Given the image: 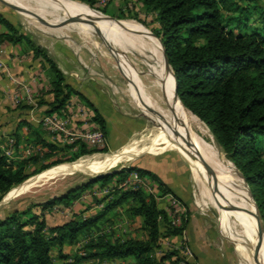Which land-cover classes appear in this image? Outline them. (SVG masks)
Here are the masks:
<instances>
[{"label": "trees", "instance_id": "trees-1", "mask_svg": "<svg viewBox=\"0 0 264 264\" xmlns=\"http://www.w3.org/2000/svg\"><path fill=\"white\" fill-rule=\"evenodd\" d=\"M95 1L89 0L88 4L93 6ZM138 1L157 14L160 27L153 33L160 39L175 76L180 105L210 130L216 146L241 173L264 226V150L257 145L258 137L264 136V8L254 0ZM0 24L8 29L7 33L0 34V38L13 43L24 40L33 50L34 57L41 56L49 64L52 73L49 87L39 93L40 98L47 96L52 101L45 104L46 100H39L38 104L47 105L46 114L60 113L75 90L47 53L25 35L17 34L1 14ZM88 104L94 111L92 121L105 132L104 118L93 104L89 101ZM20 124L27 126L26 142L37 144L39 150L10 160L0 147V201L12 187L29 176L64 162L61 158L51 159L63 148L44 138L46 133L40 124L33 125L25 120ZM67 146L76 147L67 161H74L85 154L107 152V148L89 149L79 140ZM32 165L38 167L27 172ZM131 172L155 179L158 182L157 194L145 193L139 188L122 190L115 186L107 194L112 198L102 211L83 217L76 214L62 224H47L46 209L55 204L69 207L78 199L82 189L96 183L104 186L114 178L119 183ZM167 192L170 190L154 173L132 167L94 177L81 188L44 202L40 213H34L32 208L13 210L0 218V264H55L51 252L56 246L57 258L63 264H80L85 259L94 258L127 257L134 258L135 264H163L166 260L177 264L178 253L175 250L156 256L161 238L182 234L188 221L186 213V218L181 216L179 224H173L167 212L158 207L157 197ZM104 199L106 197L97 203ZM123 203L129 205L131 216L142 217L146 238L110 241L104 233L93 238L87 235L91 228L92 232L99 230L98 221ZM82 234L88 237L84 255L71 258L62 252L66 242L74 244ZM173 257L175 261L171 260Z\"/></svg>", "mask_w": 264, "mask_h": 264}, {"label": "rangeland", "instance_id": "rangeland-1", "mask_svg": "<svg viewBox=\"0 0 264 264\" xmlns=\"http://www.w3.org/2000/svg\"><path fill=\"white\" fill-rule=\"evenodd\" d=\"M26 1H29L28 3L33 5L34 0ZM88 1L37 0V3H40L41 6V16L46 21L54 24H63L73 17H77V20H87L95 23L102 28H106V24L110 22H124L125 24L119 28H127L123 30L124 33L120 34V42L122 47L126 48L123 55L124 58L133 64V67H130L126 61L122 60V63L129 69L130 85L136 93L144 95L150 107L155 110L153 115H158V124L166 128L168 133L176 135L178 133V124L175 110L165 102L161 93L164 80L167 76L163 64V57L154 49L150 38L143 30V28L146 29L152 35L154 30L159 29L160 25L156 12L147 10L138 0H96L93 6H90ZM254 1L260 7L264 8V0ZM254 1L249 2L253 3ZM10 2L15 4L13 0H10ZM100 10H104L107 14L102 13ZM0 14L12 24L17 34L25 35L34 45L45 50L47 55L63 73L66 82L76 92L67 100L66 107L60 113H54L52 115L58 120L65 122L63 126L65 131H51V129L46 128L42 124L43 118L49 116V114H42L41 108H43L44 104H38V102L39 100H45V98H40V94L34 98L33 96L28 97L27 94L23 97L22 95H15L10 96L7 100L0 101V147L8 145L12 141L14 145L12 147L11 157L9 158L10 160L29 156L34 151L39 150L37 144L26 142L27 135L24 134L25 129L23 133L20 131L17 134L14 133V126L22 122V120L26 122L31 121L36 125L40 124L46 133L44 134V138L47 136L45 139L48 142L55 144L58 148H63V150L55 153L51 159L61 158L64 160L62 163L53 165L37 174L29 176L21 184L12 187L0 202V218L13 210H23L25 208H32L34 213H40L41 204L81 188L94 177L108 174V172L112 171L117 172L123 169L137 167L155 172L157 176L160 174L159 176L164 180L175 183L178 189H181L186 196L190 197L189 203L184 197L182 200L179 199L181 205L184 207V213L186 212L188 214L192 210L195 211L193 204H196L207 210V213L218 224V217H222L226 211H229L228 219L235 232L238 233L237 236L233 237V240L238 245L241 241L240 235L244 233L245 223V215L242 214L243 210L240 208V201L236 197L230 196L224 190L220 179L202 173L206 180L213 182L223 193L216 194L206 188L200 175L194 169H191L184 154L178 148L174 147H179V145H172V142H169L167 139L162 142L158 141L147 144L143 148V151H136L130 156L121 155L126 153V151L135 150L139 145L146 143L149 137L151 138L157 130L147 121L148 116L145 114L146 110L140 109L138 105L136 107L134 102L131 101L132 99L130 100L132 97L127 93V78L122 71L123 69L118 66L114 57L107 50L104 42H102L96 32L87 29V25L76 24L67 31V37H63L56 33V31H51L46 25L26 18L22 13L1 2ZM103 14L112 18H108ZM119 16H123V18L120 19L118 18ZM69 23L74 22L70 21ZM1 26L4 30L8 31L4 25L1 24ZM256 26H259V23H256ZM152 36L161 46L160 41L154 35ZM131 41L134 43L130 45ZM40 58L47 66V73L44 78L48 80L49 85L52 73L49 69V64L41 56ZM137 76L140 78L142 84L135 82L134 78ZM149 97L152 100H149ZM141 100L146 104L143 98ZM51 101L52 98L49 101H45V104ZM88 101L97 108L100 115L104 118L106 125L105 132L96 122L92 125L94 111L92 106L88 104ZM184 118L186 127H189L204 145L219 151L228 163L233 166L226 155L216 146L210 130L200 120L188 113L185 109ZM22 127L27 128L26 125L22 124L19 130ZM93 130H100L103 133L102 141L94 143L92 140L84 137V134L92 133ZM70 132L76 134L72 136L69 134ZM74 140L85 143L89 149L107 148V152L85 154L74 161H67L66 159L71 156V152L76 150V147L69 148L67 146ZM257 140V145L261 150H264V136H259ZM14 141H16V144ZM168 146L169 148H166ZM112 152L116 154V158L105 157ZM138 153L139 155H137ZM81 158L84 159L83 162L75 166V168L68 169L59 175L53 174L39 178L30 188L23 189L28 183L37 179V176L39 177L45 173L59 171L61 168L67 167L79 161ZM195 162L199 167L206 170L197 161ZM37 167L38 165L30 166L27 172H31ZM134 173L136 172H131L129 176L134 177ZM221 173L230 177L232 181H235L234 183L240 192V200L246 203L241 181L236 177L234 178V174L230 172L222 170ZM116 184V179L114 178L112 182L104 186L96 183V185L82 189L79 192L78 199L74 201H77L76 210L79 212L78 215L82 217L91 216L92 204L95 205L97 200H100L106 194L107 190H104L105 188L111 192V188H115ZM164 185L167 187L166 183ZM59 208L61 207L55 204L51 209L49 208L44 211V214L53 216L52 219L48 217L49 224H61L60 222L63 218ZM84 210H88L89 213L83 215ZM94 210L97 209L94 208ZM97 212L100 211L97 210ZM121 214L128 216L129 213L127 209H123L119 215ZM108 220L111 219L108 218ZM110 222H105L106 228H110L109 232L107 231L106 233L109 237L114 238V235L116 236L120 233L118 231L119 227L114 228L115 222ZM259 229V240L264 247V226L262 222ZM87 235L92 237V228ZM87 235H80L78 241L74 244L66 242L62 246V252L71 258L75 255H84V246L88 238ZM253 238L255 262L256 264H264V250L256 246L258 242V229L254 230L253 228ZM184 245L190 249L188 242H185L183 239L182 241L177 239L168 241L165 237H162L160 248L156 250V256L160 257L170 250H175L178 253L177 264H186V258L189 254L184 248H181ZM51 253L54 257L55 264H63L57 258V246L52 249ZM171 260L175 261L176 258L173 257ZM165 263L172 264L168 260L163 264ZM80 264L99 263H93L92 259H85ZM115 264L132 263L124 262Z\"/></svg>", "mask_w": 264, "mask_h": 264}, {"label": "crops", "instance_id": "crops-1", "mask_svg": "<svg viewBox=\"0 0 264 264\" xmlns=\"http://www.w3.org/2000/svg\"><path fill=\"white\" fill-rule=\"evenodd\" d=\"M7 32L8 31L4 30L0 24V34ZM108 32H109L108 36L111 39L108 41L112 44V46H114L117 56L120 58L121 61L122 60L126 61L127 65L133 67V64L123 56L126 50V48L122 47L120 42L121 41L120 34L123 32V30H116V31L111 30ZM114 40H116V42L119 43L115 44ZM0 49H1L0 101L7 100L10 98V96H15V95H22L23 97L25 94H27L28 97L33 96L34 98L40 94L39 93L40 90L48 89L49 87L48 80H45L44 78L45 74L47 73V66L44 62H42L40 57H34L33 50L24 40L17 43H13L11 41H8L7 39L0 38ZM123 65L124 66H121L119 64L118 66L123 69L122 71L125 77L129 78V81L128 79H126V89L128 95L132 97L130 98V100L132 99L131 101L134 102L136 107L140 106V109L146 110L143 105L145 103L139 98L138 95L133 93L132 87L130 85V77L128 74L129 69L126 67L125 64ZM134 79L137 84H142L138 76L135 77ZM49 99L51 98L47 96L45 97L46 101H49ZM148 99L152 100L150 97ZM45 108H47V105H44L43 108H41L42 114L44 113ZM153 113H155V110H153ZM145 114L146 116H148L147 111ZM29 123L36 125L31 121H29ZM93 124H95L94 121H92V125ZM20 126H22L20 122L14 126L15 127L14 133L17 134L19 131L23 133V130L25 129L24 134L27 135L28 133L27 128L22 127L19 130ZM46 137L47 136H45V138ZM14 143L16 144V141H14ZM137 155H139V153ZM191 169L193 168L191 167ZM155 175L161 181H163V183H166L167 188L170 190V192H167L164 195L157 197V204L159 208H162L166 211L168 208V204L170 203V200L173 197L174 198L178 197L177 198L178 200L179 199L182 200V198L184 197L188 203L190 202L191 198L186 196V194L181 189H178L177 188L178 186H176L175 183H172L170 181L167 182L161 176H159L160 174H158L157 176V174L155 173ZM137 177L138 179H141L143 181V184L136 185L135 189L139 188L145 193L157 194L158 182L155 179L140 177L138 174ZM126 180H128L127 184L123 185ZM135 181L136 180L134 179V177H130L128 174L125 180L120 181L119 183L116 182L117 183L116 187L122 190L132 189L131 188L132 184ZM203 183L206 186V188H208L211 192L216 194L218 193L210 187V186L214 188L217 187L215 184H213V182L207 180L206 183L204 181ZM207 183L210 184V186ZM104 190H107L106 194L103 196L106 197V199H104L100 203H96L95 205L92 204V215L98 213L97 210L102 211L106 202L112 198V195L107 196V194L110 193L109 189L105 188ZM224 190L227 192L225 188ZM229 195L231 196V194ZM76 203L77 201L73 202V205L71 207H63V208L61 207V205H59L61 207L59 208V210L63 218V220L60 222L61 224L74 218L76 214H79V212L76 210L77 209ZM195 205L193 204V206L195 207L194 208L195 211L192 210L190 211V213H188L189 218L182 234L177 236L167 237L165 239L168 241L175 239L182 241L183 239L185 242L186 241L188 242L191 252V255H189L186 258L188 264H243V260L240 259L239 252L236 250L234 246V245L237 246V244L233 240V237L237 236L238 233L235 232L229 219H228L229 229L227 228V225H225L223 222V217L227 214L228 211H226L222 215V217L220 218L218 217V224H217L215 220L207 213V210L203 209V207L199 205L196 206ZM94 208L97 210H94ZM128 208L129 205L127 203H123L113 208L111 211H109L103 218H101L98 221L99 230H95L92 232V238L96 237L99 233H104L107 235L106 232L107 231L109 232L110 228H106L107 227L106 223H109L110 221L115 222L113 227L114 228L119 227L118 231L120 232L116 236L114 235L113 236L114 238H111L107 235L110 241H114V240L123 241L130 238H135V239L146 238V233L143 229V219L141 216L138 215L131 216L130 214H128V216L123 214L119 215V213H121L123 209L128 210ZM88 210H84L83 215L89 213ZM44 216L47 223H48V217H50L51 219L53 218V216H49L48 214L47 215L44 214ZM56 217H58V215H56ZM108 218L111 220H108ZM49 225H54V224H49ZM92 262L93 263L96 262L99 264H115V263L130 262L132 264H135V259L132 257L116 258V259L94 258L92 259Z\"/></svg>", "mask_w": 264, "mask_h": 264}, {"label": "bare ground", "instance_id": "bare-ground-1", "mask_svg": "<svg viewBox=\"0 0 264 264\" xmlns=\"http://www.w3.org/2000/svg\"><path fill=\"white\" fill-rule=\"evenodd\" d=\"M5 1L10 2V0H5ZM13 2L15 3L14 5L19 6L21 8H24L25 10H27L31 13L35 14V12H36V15L38 17L44 19L41 16V6H40V3H37V0H34L33 5L28 3L29 1L27 2L26 0H13ZM10 3H12V2H10ZM36 4H37V11H36ZM65 4L68 5L67 2H65ZM20 13H22L26 18L35 20L34 17L31 16V14H27L25 12H20ZM44 20L46 21V19H44ZM112 20H114V19H112ZM69 22L70 21L63 23L61 25V27L60 26H50V25H46V24H44V25L49 27V29L51 31L52 30L56 31V33H58L59 35H61L63 37H67V34H66L67 31L70 30L71 28H73L74 25L84 24V25H87L86 26L87 29H90L93 32H96L97 34H98L97 29H99L100 33L107 40H111L108 36V33H109L108 31L125 30L127 28V27L119 28L125 24L124 22L123 23L110 22V23L106 24V28H102L101 26H99L95 23L89 22L87 20H74L73 21L74 23H69ZM109 28H111V29H109ZM143 30H144L145 34L150 38L151 44L154 47V49L163 57V64H164L167 76L164 80L161 93H162V96H163L165 102L168 105L172 106V108H174V110H175V114H176V118H177V124H178V133L176 135L175 134L172 135V134L168 133L166 128H163L161 125H159L158 121H157L158 115L157 114L155 116L153 115V110L150 107V104L146 101L144 95H142L140 93H136L132 89L134 94L138 95L139 98H141V99L143 98L146 101V105L145 104H143V105H144V108L146 109V111L148 112L147 121H149V123L152 125V127H154L157 131L151 136V138L149 137V139L146 143L139 145L135 150L126 151V153L121 154V155L122 156L123 155H129L130 156L133 153H135L136 151H143V148H145V145H147V144H152V143H155L158 141L162 142V141H165L168 139L169 142L170 141L172 142V145L173 144L179 145V147L178 146H174V147L178 148L184 154L186 160L191 165V167L200 175L202 180L206 183L207 180L203 177V174H205V175H212V174H210L208 171L202 169L201 167H199L196 164L195 161H197L200 164V166L203 167L201 161L195 155V154H198L202 158V160H204L206 162V164H208V166L210 167L212 172H214L216 174V176H214V175H212V176L215 177L216 179H220L224 188L227 190V192L229 194H231L233 197H236V199L238 201H240V204H241L240 208L243 210V212L242 211L241 212H242V214L245 215V223H244V233H243V235H240L241 241L239 242V245L236 246V250L239 252L240 259L243 260V264H256L255 259H254V252H253V239H254L253 238V228L255 230V229H258V227H261V221L257 218V211L255 209L252 197L250 196V193H249V190L246 186V183L234 165H233L234 167L232 165H230L228 163V161L224 158V156H222V154L219 151H217L214 148H211V147L204 145L198 139L196 134H194V132L189 127H186L185 118H184V109L180 105L179 99L175 95V90H174L175 80H174V75H173L172 69L170 68L167 61L165 60L164 55H163V51H162V47L158 44L157 40L152 35H150V33L146 29L143 28ZM122 33H124V31ZM114 41L116 44L119 43V42H116V40H114ZM133 43L134 42L131 41L130 45ZM115 56L119 60V62H120L119 64L121 66H124L122 61L120 60V58L117 56V54H115ZM128 74H129V72H128ZM129 77H130V74H129ZM166 148H169V146ZM121 155H119V156H121ZM119 156H117V157H119ZM105 157L116 158V154L112 152L110 154H107ZM83 160L84 159L81 158L79 161L74 162L67 167L61 168L59 171H56L54 173H45L39 177L37 176V179L28 183L25 187H23V189L25 190V189L30 188L31 185L33 183H35L36 180H38L39 178L46 177L48 175H53V174L59 175V174H62V172L67 171L68 169L69 170L73 169V168H75V166L82 163ZM222 170H225L227 172L234 174V178L236 177L237 179H239L241 181V184H242V187H243V190L245 193L247 204L243 203V201L240 200L241 199L240 198V192L234 183L235 181H232L230 177L223 175L221 173ZM208 185L210 186V184H208ZM210 187L213 190L215 189L212 186H210ZM217 190L218 191H216V190L215 191L218 193H223L220 189L217 188ZM228 213H230V212L228 211L227 214L223 217V222L225 225H227V228L229 229V226H228V216L229 215H228ZM261 249L264 250V247L261 246Z\"/></svg>", "mask_w": 264, "mask_h": 264}, {"label": "built area", "instance_id": "built-area-1", "mask_svg": "<svg viewBox=\"0 0 264 264\" xmlns=\"http://www.w3.org/2000/svg\"><path fill=\"white\" fill-rule=\"evenodd\" d=\"M1 52V49H0ZM18 101V100H17ZM43 125H45L46 128H49L52 130H60V131H65L64 125L65 122H62L58 120L55 116L49 115L43 118ZM70 135L74 136L76 133H69ZM87 139L92 140V142L96 143L98 141H102L103 138V133L100 130H93L92 133H86L84 134ZM12 147L13 143L12 141L9 142L8 145L6 146H1V148L4 151V154L11 157L12 154ZM29 151V149H27ZM134 179L136 180L132 184V189L136 188V185L143 184V181L141 179H138L137 173H134ZM128 180L125 181L123 185H126ZM184 207L181 205L180 201L177 198H171L170 203L168 204V208L166 210L170 220L172 221L173 224H179L181 216L185 217L186 212L184 213ZM181 248H184L186 252H188L189 255H191L190 249L187 248L185 245L181 246ZM166 264V263H165Z\"/></svg>", "mask_w": 264, "mask_h": 264}, {"label": "water", "instance_id": "water-1", "mask_svg": "<svg viewBox=\"0 0 264 264\" xmlns=\"http://www.w3.org/2000/svg\"><path fill=\"white\" fill-rule=\"evenodd\" d=\"M0 2L3 3V4H5V5H7V6H9V7L12 8V9L18 11V12L30 13L31 16L34 17V19H35L36 21H38V22H40V23H42V24H46V25H50V26H61V25H62V24H54V23H51V22H47V21H45L44 19L38 17L36 14L31 13V12L25 10L24 8H21V7H19V6H16V5H14V4L10 3V2H7V1H5V0H0ZM105 16H107L108 18H112V17H110V16H108V15H105ZM77 19H78L77 17H73V18H70L69 21H74V20H77ZM97 30H98V36H99V38L102 40V42H104L105 47L107 48V50H108V51L110 52V54L114 57L115 61H116L117 64L119 65L120 62H119V60L117 59V57L115 56V54H116V50H115L114 46H112V44H111L110 42H108V41L104 38V36L100 33V30H99V29H97ZM151 33H152V32H151ZM152 35H154V36L156 37V35H155L154 33H152ZM156 38H157V37H156ZM158 40L160 41L159 38H158ZM160 44H161V47H162V51H163L164 58H165V60L167 61L168 65H169V62H168V59H167V56H166V54H165V51H164V48H163V45H162L161 41H160ZM169 66H170V65H169ZM170 68H171V67H170ZM173 75H174V74H173ZM127 79H128V81H129V78H127ZM174 80H175V76H174ZM174 90H175V95H176V97L178 98L177 93H176V80H175V82H174ZM195 155H196V156L198 157V159L201 161V163H202L203 167L206 169V171H208L210 174L216 176V174H215L214 172H212V170L210 169V167L208 166V164H206V162H205L204 160H202V158H201L198 154H195ZM113 172H115V171L108 172V173H113ZM238 172H239V171H238ZM239 173H240V172H239ZM240 175H241V173H240ZM241 176H242V175H241ZM245 183H246V182H245ZM246 186H247V188H248L247 183H246ZM214 190L218 191L216 187H215ZM248 190H249V188H248ZM249 193H250V190H249ZM250 196H251V193H250ZM251 197H252V196H251ZM252 200H253V198H252ZM0 202H1V201H0ZM253 203H254V200H253ZM254 206H255V209H256V211H257V207H256L255 203H254ZM257 218L260 220V217H259L258 211H257ZM259 233H260V229H259V227H258V242H257L256 246H257L258 248H261L262 243H261L260 240H259V239H260ZM232 243H233V242H232ZM233 244H234V243H233ZM234 246H235V248H236V245H234ZM239 257H240V255H239Z\"/></svg>", "mask_w": 264, "mask_h": 264}]
</instances>
